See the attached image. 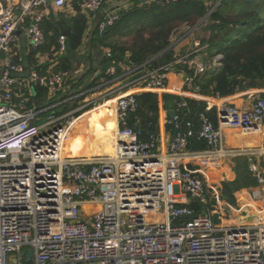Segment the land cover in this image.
Returning a JSON list of instances; mask_svg holds the SVG:
<instances>
[{
  "label": "built area",
  "instance_id": "obj_1",
  "mask_svg": "<svg viewBox=\"0 0 264 264\" xmlns=\"http://www.w3.org/2000/svg\"><path fill=\"white\" fill-rule=\"evenodd\" d=\"M221 1L214 2L212 11ZM74 2L88 14H97L107 4L20 0L0 5V264H264V218L260 214L252 222L231 223V209L220 188L211 187L202 172L217 161L246 156L258 184L264 185V175L252 160L256 153L228 149L224 133L237 129L262 134L264 99L257 98L250 110L216 108L207 102L205 112L198 113L197 130L175 114L166 123L174 137L164 152L159 135L144 141L140 129L124 127L127 115L139 107L136 95L128 91H164L171 75L185 67L195 75L213 70L220 56L201 61L206 47L199 41L187 55L155 70L116 61L105 50L103 58L114 59L106 75L116 79L100 84L98 70L95 86L75 92L67 87L70 74L52 68L44 76L30 69L29 79L14 77L28 70L23 59L14 60L21 27L28 26L27 50L40 48L46 36L38 11L62 10ZM119 16L120 10L107 13L99 35ZM194 30L185 27V35L192 36ZM67 38L59 37L53 66L68 53ZM184 84L198 93L194 78L187 76ZM37 86L48 91L43 106H37ZM110 100H115L117 122L113 154H64L74 123ZM186 107L185 102L178 104ZM214 109L215 123L207 114ZM194 138L207 148L190 150ZM188 199L198 203L200 211L190 208ZM253 202L264 212L262 190L255 191Z\"/></svg>",
  "mask_w": 264,
  "mask_h": 264
},
{
  "label": "trees",
  "instance_id": "obj_2",
  "mask_svg": "<svg viewBox=\"0 0 264 264\" xmlns=\"http://www.w3.org/2000/svg\"><path fill=\"white\" fill-rule=\"evenodd\" d=\"M136 1L134 7L120 11L119 20L102 35H99L98 28L94 33V40L102 48L109 50L116 61L126 62L134 67L146 65L149 70L168 65L177 57L172 48L174 34L181 28L189 27L195 29L193 35L206 47L200 53L201 61L209 63L220 56L213 70L203 75H195L188 68H184L186 74L194 78L193 86L198 88V94L223 98L252 89H264V0H222L213 11L214 2L220 0H152L150 3ZM71 8L76 15L68 21L63 19V15L54 14L49 19H43L41 29L46 36V43L40 48L28 49L26 66L40 76L51 71L50 67L53 65L52 62L41 64L39 57L49 55L54 58L58 39L65 30H70L67 38L68 53L58 58L52 70L69 74L74 71V62L88 31L89 14L77 2ZM14 60L16 63L19 61L18 58ZM113 60L104 59L99 74L100 84L104 79L106 82L116 79L106 75ZM122 73V69L117 66V75ZM98 82L99 79H93L86 88L93 87ZM36 91L37 106H43L48 102V91L38 86ZM161 96L151 93L137 94L139 107L135 113L127 115L124 127L140 129L141 139L144 141L153 135H159L160 105L163 104L169 114L181 115L183 123L193 122L196 130L198 129V113L205 112V103L177 95ZM261 98L264 99V94ZM182 102L187 104L186 108H178V104ZM207 114L215 123L216 109ZM88 126L81 144L69 149L67 155L90 156L91 142H95L99 155H111L113 137L102 135L100 119L91 121ZM206 148V143L197 138L191 139L189 143L192 151ZM234 171L237 175L235 182H223L220 188L223 199L232 207L237 206L236 190L254 188L257 182L245 157L236 158ZM188 206L198 211L201 208L196 202H191Z\"/></svg>",
  "mask_w": 264,
  "mask_h": 264
},
{
  "label": "crops",
  "instance_id": "obj_3",
  "mask_svg": "<svg viewBox=\"0 0 264 264\" xmlns=\"http://www.w3.org/2000/svg\"><path fill=\"white\" fill-rule=\"evenodd\" d=\"M20 0H0V5L2 6H8L10 4H18ZM141 3H150L152 0H140ZM137 3L136 0H107V4L104 7V9L100 12L94 13V15L91 17L89 15V27L88 31L86 33V37L84 39V43L82 48L80 49L76 60L74 62V71L73 73L69 75V80L67 83V87L70 91H76L81 87H86L90 81L93 79L95 72L99 70L102 66V63L105 58L102 57L103 52L105 51L104 48H102L94 39L93 31L98 28L97 22L101 19L103 20L105 15L110 12H114L116 10H125L130 9L134 7ZM38 14L42 15L43 19H49L51 14H54L55 16L63 15L64 20L68 21L72 17L76 15L75 11L71 7H66L62 10H55L51 7L42 9L38 11ZM27 27L24 26L21 27L20 31L18 32L17 36L20 37V41L15 43L13 46V52L15 54L14 59H23L24 63L25 57L27 55V48H26V39L25 36H27ZM90 36H93L92 40L90 39ZM172 40V48L177 56H184L187 55L194 46L195 41L200 40L196 38L194 35L188 36L185 35V28H181L179 31H177ZM48 56L49 59H46L45 57ZM64 57V56H63ZM49 55H42L39 57V62L41 64H48L52 62L55 58H51ZM202 59V58H200ZM97 60H99V64L97 63ZM4 59H1L0 66L3 67ZM99 66V69H97ZM54 68V66H52ZM50 67V69L52 68ZM28 68V67H27ZM29 69V68H28ZM187 74L185 71L181 72H175V74L171 75L170 83L166 90L164 91H156V92H150L145 89L137 88L128 91L129 94H140V93H151V94H158V96L162 97V94H168L173 96H180L186 99H190L197 102L207 103L211 102L216 108L217 107H226V106H236L241 110H250L254 101L257 98H261V95L264 94V89H252V91L237 93L230 97H206L203 95L198 94L193 89H190L185 86L184 82L187 78ZM101 84H106L105 79L102 80ZM102 93H105V89H101ZM113 103L112 106L109 107V109L113 110L115 100L107 101L104 104ZM100 105V106H101ZM98 106V107H100ZM94 108L88 111L87 114L83 115V122L84 123H90L91 121L100 118V108ZM160 120H159V148L161 151H167L169 148V145L174 137V134L172 130L166 125L167 121L170 119L169 116H173L172 114H169L165 109L163 104L160 105ZM115 131V130H114ZM225 133V141H226V147L228 149H239V150H246L252 153H256L252 157L253 162H255L260 170L262 171L264 175V129L263 133H247L242 130H230L226 129L224 130ZM113 137V144H114V135L111 134ZM69 153V152H68ZM68 153H65L66 155ZM245 158L248 159V157L245 156ZM235 159H224L217 161L214 164H211L209 167L204 169L202 172H204V176L206 180L208 181L209 185L211 187H218L221 188V185L223 182H235L237 175L234 171L235 167ZM249 161V159H248ZM250 164V163H249ZM191 169H196L195 167L189 166ZM256 190H262L264 193V185H259L258 182H256V185L254 188L250 189H242L239 188L236 190L235 198L237 200V206L232 207L229 206L231 209V216L230 221L233 224H243L247 222H252L255 220V217L261 216L264 218V212H260L257 210L256 203L253 202V194ZM191 202H194L191 199H188V204ZM195 203V202H194Z\"/></svg>",
  "mask_w": 264,
  "mask_h": 264
},
{
  "label": "bare ground",
  "instance_id": "obj_4",
  "mask_svg": "<svg viewBox=\"0 0 264 264\" xmlns=\"http://www.w3.org/2000/svg\"><path fill=\"white\" fill-rule=\"evenodd\" d=\"M112 105L113 103H108V104L101 105L100 107H98L101 110L99 114V117H100L99 119H100L101 127H102V135H111L114 132V130L117 129L115 112L114 110L109 109V107ZM88 127H89L88 123H84L82 117H80L74 123L72 134L68 135L67 140H66V146L64 150L65 153H68L69 149H74L81 144V142L83 141L85 137V133L87 132ZM91 145H92L91 154L88 157L100 156L98 154L95 142H91ZM114 145H115V142L113 144V150H114ZM112 154H113V151H112Z\"/></svg>",
  "mask_w": 264,
  "mask_h": 264
},
{
  "label": "water",
  "instance_id": "obj_5",
  "mask_svg": "<svg viewBox=\"0 0 264 264\" xmlns=\"http://www.w3.org/2000/svg\"><path fill=\"white\" fill-rule=\"evenodd\" d=\"M89 15L92 17L94 15L93 12H89ZM102 19L100 21L97 22V26H99L101 23H102ZM96 29L93 31V34L95 33ZM69 34H70V30H65L62 32V35L63 36H66V37H69ZM93 36H90V39L92 40ZM102 57H103V54H102ZM97 63L99 64V60H97ZM99 69V66L98 68ZM30 73H31V70L28 69L26 70L24 73L22 74H14L13 76L14 77H18V78H24V79H29L30 78ZM173 115V114H172ZM174 116V115H173ZM173 116H169L170 119H172ZM29 256L32 257L33 256V251L31 250L29 252Z\"/></svg>",
  "mask_w": 264,
  "mask_h": 264
}]
</instances>
